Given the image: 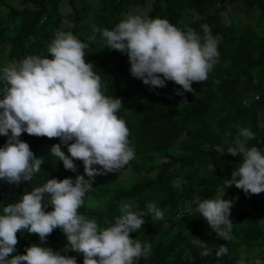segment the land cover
Instances as JSON below:
<instances>
[{
	"label": "clouds",
	"instance_id": "9594fccd",
	"mask_svg": "<svg viewBox=\"0 0 264 264\" xmlns=\"http://www.w3.org/2000/svg\"><path fill=\"white\" fill-rule=\"evenodd\" d=\"M93 33V38L99 33L104 47L126 53L131 76L150 89L173 81L193 91L192 83L207 80L218 62V40L207 24L197 32L165 18L128 14L112 29L94 27ZM7 44H0V51H7ZM46 47L51 58L27 55L18 63L0 64V202H7L0 207V264H76L74 256L43 246L56 228L66 237L64 252L81 253L82 264H139L152 246L129 234L145 223L143 212L123 202L117 216L101 207L106 214L99 222L82 210L92 193L103 206L110 190L126 192L135 181L127 166L135 146L117 115L122 101L103 93L100 76L85 60L87 45L71 32L57 30ZM237 128L236 142L228 144L226 152L240 156L238 167L219 195L192 201L226 242L233 240V201L222 198L226 187L235 185L245 194L264 192V150L248 145L254 137L249 128ZM47 138L55 142L46 144ZM146 208L152 221L164 218L155 203ZM27 238L40 239L41 244L10 255ZM194 244L201 257L213 254L202 241L195 239ZM228 251L227 244H221L214 254L221 257ZM244 252L238 264H264L259 257L250 260V253L249 260L244 258Z\"/></svg>",
	"mask_w": 264,
	"mask_h": 264
},
{
	"label": "trees",
	"instance_id": "16d2710c",
	"mask_svg": "<svg viewBox=\"0 0 264 264\" xmlns=\"http://www.w3.org/2000/svg\"><path fill=\"white\" fill-rule=\"evenodd\" d=\"M128 14L165 18L182 30L192 27L197 32L207 24L218 40L219 53L207 80L193 82V91H184L173 81L150 89L131 76L127 54L104 47L99 33L93 38L94 27L112 29ZM57 30L71 32L87 45L85 60L100 76L103 93L121 99L117 115L135 146V157L127 164L135 174L129 190H110L103 206L92 193L84 213L104 222L101 215L106 210L100 208L117 216L123 202L143 212L145 223L129 234L152 246L149 257L139 264H238L244 250L250 260L264 259V192L245 194L235 185L226 187L222 198L233 201V240L228 242L217 237L192 203L195 197L219 195L238 167L240 156L226 152L228 144L236 142L237 126L254 133L249 146L264 150V0H0V44L8 43L7 51H0V64L18 63L27 55L51 58L46 46ZM176 89L183 94L177 95ZM47 139L46 144L55 142ZM149 202L163 210L162 220H151ZM54 232L43 246L82 264L81 253L64 252L67 240L62 231ZM195 239L213 254L201 257ZM34 241L27 238L16 244L10 255L41 244L40 239ZM221 244L229 251L216 257L215 248Z\"/></svg>",
	"mask_w": 264,
	"mask_h": 264
},
{
	"label": "rangeland",
	"instance_id": "374dc122",
	"mask_svg": "<svg viewBox=\"0 0 264 264\" xmlns=\"http://www.w3.org/2000/svg\"><path fill=\"white\" fill-rule=\"evenodd\" d=\"M128 174H126V176H127ZM121 179H123V178H121ZM130 181V180H129ZM249 253L248 252H244L243 253V256H244V258H247L248 260H249V255H248Z\"/></svg>",
	"mask_w": 264,
	"mask_h": 264
}]
</instances>
